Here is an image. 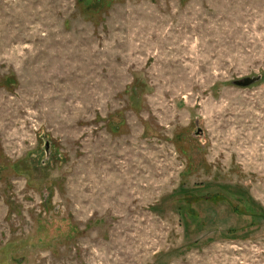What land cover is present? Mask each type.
<instances>
[{
	"label": "rangeland",
	"instance_id": "374dc122",
	"mask_svg": "<svg viewBox=\"0 0 264 264\" xmlns=\"http://www.w3.org/2000/svg\"><path fill=\"white\" fill-rule=\"evenodd\" d=\"M0 264H264V0H0Z\"/></svg>",
	"mask_w": 264,
	"mask_h": 264
},
{
	"label": "water",
	"instance_id": "95a60500",
	"mask_svg": "<svg viewBox=\"0 0 264 264\" xmlns=\"http://www.w3.org/2000/svg\"><path fill=\"white\" fill-rule=\"evenodd\" d=\"M261 79L260 75L257 76H247V77H242L239 79H236L234 81V84L238 86H249L251 84H254L255 82L259 81Z\"/></svg>",
	"mask_w": 264,
	"mask_h": 264
}]
</instances>
